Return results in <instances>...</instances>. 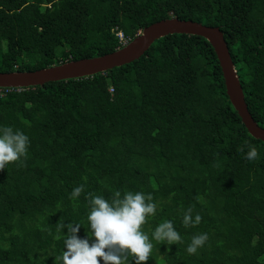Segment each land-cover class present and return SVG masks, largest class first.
<instances>
[{
	"label": "trees",
	"instance_id": "16d2710c",
	"mask_svg": "<svg viewBox=\"0 0 264 264\" xmlns=\"http://www.w3.org/2000/svg\"><path fill=\"white\" fill-rule=\"evenodd\" d=\"M171 17L219 26L264 127V0H0V72L110 53L123 47L118 31L133 39ZM0 125L30 139L22 162L0 170V264H59L57 224L83 221L85 237V194L125 189L160 202L143 230L171 219L183 238L152 241L145 264H264V141L230 101L205 37L168 34L103 72L0 87ZM249 144L258 151L251 161ZM189 206L202 219L185 229ZM205 230V243L187 252L191 235Z\"/></svg>",
	"mask_w": 264,
	"mask_h": 264
},
{
	"label": "clouds",
	"instance_id": "9594fccd",
	"mask_svg": "<svg viewBox=\"0 0 264 264\" xmlns=\"http://www.w3.org/2000/svg\"><path fill=\"white\" fill-rule=\"evenodd\" d=\"M30 139L20 129L0 125V170L10 163H21L26 157ZM245 158L249 161L258 156L254 145H247ZM243 151V149H241ZM218 163V161H213ZM84 192V185L73 187L70 199L78 200ZM87 201V235L81 238L78 233L83 221L58 223L57 232L61 235L63 250L56 257L59 264H126L132 257L134 264H145L153 250L152 241L177 245L183 238L171 219H164L149 232L142 225L156 215L160 202L151 192L125 189L115 190L111 196L86 193ZM59 207V206H58ZM54 214V213H53ZM202 214L189 206L182 214L185 229L201 222ZM209 233L197 231L191 235L186 251L195 253L208 239Z\"/></svg>",
	"mask_w": 264,
	"mask_h": 264
},
{
	"label": "water",
	"instance_id": "95a60500",
	"mask_svg": "<svg viewBox=\"0 0 264 264\" xmlns=\"http://www.w3.org/2000/svg\"><path fill=\"white\" fill-rule=\"evenodd\" d=\"M174 33L195 34L212 44L220 62L230 101L238 111L249 133L264 141V127L249 111L224 34L219 26H210L191 19L171 17L156 21L140 31L127 45L103 55L69 60L33 70L0 72V87H29L68 78L90 76L140 58L160 37Z\"/></svg>",
	"mask_w": 264,
	"mask_h": 264
},
{
	"label": "built area",
	"instance_id": "2783aa9c",
	"mask_svg": "<svg viewBox=\"0 0 264 264\" xmlns=\"http://www.w3.org/2000/svg\"><path fill=\"white\" fill-rule=\"evenodd\" d=\"M117 35L119 36V38L123 44L122 46L127 45L132 40V39L126 38L122 31H118Z\"/></svg>",
	"mask_w": 264,
	"mask_h": 264
},
{
	"label": "bare ground",
	"instance_id": "6f19581e",
	"mask_svg": "<svg viewBox=\"0 0 264 264\" xmlns=\"http://www.w3.org/2000/svg\"><path fill=\"white\" fill-rule=\"evenodd\" d=\"M6 72V71H5ZM243 86V85H242ZM39 255V254H38Z\"/></svg>",
	"mask_w": 264,
	"mask_h": 264
},
{
	"label": "rangeland",
	"instance_id": "374dc122",
	"mask_svg": "<svg viewBox=\"0 0 264 264\" xmlns=\"http://www.w3.org/2000/svg\"><path fill=\"white\" fill-rule=\"evenodd\" d=\"M149 122H151V121L149 120Z\"/></svg>",
	"mask_w": 264,
	"mask_h": 264
}]
</instances>
